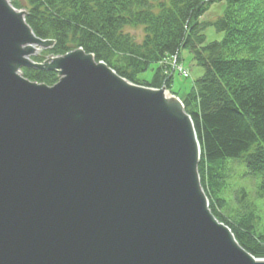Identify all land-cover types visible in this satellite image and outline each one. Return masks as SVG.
Here are the masks:
<instances>
[{"label":"water","instance_id":"95a60500","mask_svg":"<svg viewBox=\"0 0 264 264\" xmlns=\"http://www.w3.org/2000/svg\"><path fill=\"white\" fill-rule=\"evenodd\" d=\"M25 14L0 0V264H259L208 208L181 100L81 47L29 60L54 41Z\"/></svg>","mask_w":264,"mask_h":264},{"label":"trees","instance_id":"16d2710c","mask_svg":"<svg viewBox=\"0 0 264 264\" xmlns=\"http://www.w3.org/2000/svg\"><path fill=\"white\" fill-rule=\"evenodd\" d=\"M218 3L223 5L221 15L201 20ZM11 4L25 10V21L36 36L54 41L32 58L37 62L44 54L61 55L81 47L133 83L164 84L171 91L172 77L163 74L159 61L169 55L179 58L181 48L192 54L202 73L179 98L200 147V184L211 213L264 264V223L255 204L243 187L234 190L237 196L232 194L234 206L226 197L242 162L247 174L259 177L258 195L264 199V0H11ZM125 26H142V40L124 33ZM207 26L222 38L207 42ZM151 64L156 65L151 79L140 78ZM21 74L48 86L58 80L55 71L23 67Z\"/></svg>","mask_w":264,"mask_h":264},{"label":"rangeland","instance_id":"374dc122","mask_svg":"<svg viewBox=\"0 0 264 264\" xmlns=\"http://www.w3.org/2000/svg\"><path fill=\"white\" fill-rule=\"evenodd\" d=\"M222 8L223 5L220 3L211 5L208 11L201 17V20H205V21L214 20L216 17L221 15ZM123 32L129 34L137 42L141 41L144 36V31L142 26H125L123 28ZM204 34L207 42L215 41V40L219 41L223 36L222 33L216 32L212 26H207L204 30ZM37 48L38 50L36 52L28 56L29 60L36 62L32 58L35 56H41V51L49 49V48L43 49L41 47H37ZM50 55L51 54H44L42 61L40 62L46 60ZM178 55H179V62L181 63L182 67L188 71V76L183 77L177 71H173L172 79H171L172 80L171 91L174 92L177 95V97H182L188 91L193 81L201 75L202 68L195 64L192 58V54L186 48H181ZM53 56H57V55H53ZM155 67H156L155 64H151L149 69L139 74V77L142 79L150 80ZM259 182L260 179L258 176L246 173V168L244 166V163L241 162L240 164H238L237 169H235L233 173L231 187L227 192L226 197L227 199L231 200L230 204L234 206V200L232 194L233 195L235 194V196H237L236 194L238 191L236 192L234 190L236 188L238 189L240 187H243L247 192V197L249 198L250 202L255 204L259 212V215L261 216V221L262 223H264V199L258 195Z\"/></svg>","mask_w":264,"mask_h":264},{"label":"built area","instance_id":"2783aa9c","mask_svg":"<svg viewBox=\"0 0 264 264\" xmlns=\"http://www.w3.org/2000/svg\"><path fill=\"white\" fill-rule=\"evenodd\" d=\"M171 64H172V66H173L175 69H177L179 72H181V73L184 74V75L186 74V72H185L184 70H182V68H181L180 66H178L177 64H175L174 59L172 60Z\"/></svg>","mask_w":264,"mask_h":264},{"label":"bare ground","instance_id":"6f19581e","mask_svg":"<svg viewBox=\"0 0 264 264\" xmlns=\"http://www.w3.org/2000/svg\"><path fill=\"white\" fill-rule=\"evenodd\" d=\"M20 73V72H19Z\"/></svg>","mask_w":264,"mask_h":264}]
</instances>
